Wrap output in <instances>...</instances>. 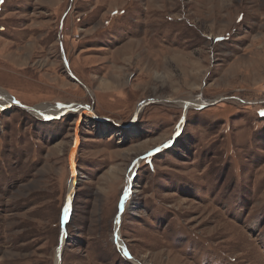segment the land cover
Listing matches in <instances>:
<instances>
[{
  "label": "rangeland",
  "instance_id": "374dc122",
  "mask_svg": "<svg viewBox=\"0 0 264 264\" xmlns=\"http://www.w3.org/2000/svg\"><path fill=\"white\" fill-rule=\"evenodd\" d=\"M0 90V264H56L72 165L61 264H264V0H0Z\"/></svg>",
  "mask_w": 264,
  "mask_h": 264
},
{
  "label": "bare ground",
  "instance_id": "6f19581e",
  "mask_svg": "<svg viewBox=\"0 0 264 264\" xmlns=\"http://www.w3.org/2000/svg\"><path fill=\"white\" fill-rule=\"evenodd\" d=\"M16 103V100L13 99L10 95H8L6 92L1 91L0 90V108H4V107H8L9 105ZM147 104V102H143L138 106V111L137 113H139L140 111H142V109L144 108V106ZM205 102L203 101H184L182 102V106L188 110L189 108L193 107V105H196L197 107H201L202 105H204ZM82 106V105H81ZM80 108H84L87 110V112H89L91 115H94V112L92 111L91 108H86L85 106ZM79 108V106L77 105H38L36 107L33 108H29V110L36 116H38L39 118L43 119V120H49L51 118H53L54 116L57 115H61L63 113L68 112L69 110H81ZM83 109V110H84ZM184 121H182V123L180 124L179 129H182ZM134 170L135 168H133L129 174V181L127 184V189L124 193V196L122 198V202H121V206H120V210H119V214L117 216V227H119V225L121 224V218H122V213L123 210L125 209V201L126 198L130 192V188H132L133 183H134ZM77 176L78 173L76 171V168L74 165H72V179L70 180V184H69V190L67 193V199H66V204H65V210H64V218L66 219L68 216V210L70 205H72V202L74 200V193H75V186L77 184ZM62 244H60V246L62 245V250L59 249L58 247V256L56 259V264H61V257L60 254L63 252L64 249V242H65V238H64V233L62 235V239H61Z\"/></svg>",
  "mask_w": 264,
  "mask_h": 264
},
{
  "label": "water",
  "instance_id": "95a60500",
  "mask_svg": "<svg viewBox=\"0 0 264 264\" xmlns=\"http://www.w3.org/2000/svg\"><path fill=\"white\" fill-rule=\"evenodd\" d=\"M74 79L78 80L75 76H74ZM23 107H26V108H29V106H25V105H22ZM178 133H176L177 135ZM175 135V136H176ZM76 192V190H75ZM72 211H73V207L72 205H70L69 207V210H68V216L67 218L65 219L64 218V209H63V218H62V235L64 233V238L66 239L68 237V233H67V223L69 222L70 218H71V215H72ZM62 235H61V238H62ZM61 242V241H60ZM59 249L62 250V245L59 246ZM62 255H63V252L60 254V257H61V260H62ZM57 256H58V251H57Z\"/></svg>",
  "mask_w": 264,
  "mask_h": 264
},
{
  "label": "snow or ice",
  "instance_id": "6c2138e0",
  "mask_svg": "<svg viewBox=\"0 0 264 264\" xmlns=\"http://www.w3.org/2000/svg\"><path fill=\"white\" fill-rule=\"evenodd\" d=\"M243 17H241L242 19ZM217 40H221V39H224V37H216Z\"/></svg>",
  "mask_w": 264,
  "mask_h": 264
}]
</instances>
